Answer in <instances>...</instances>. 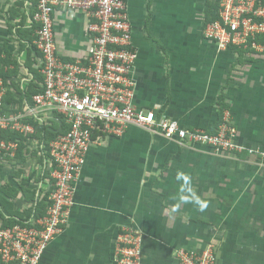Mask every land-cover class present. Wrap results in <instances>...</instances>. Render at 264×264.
Segmentation results:
<instances>
[{"label":"crops","instance_id":"obj_1","mask_svg":"<svg viewBox=\"0 0 264 264\" xmlns=\"http://www.w3.org/2000/svg\"><path fill=\"white\" fill-rule=\"evenodd\" d=\"M31 1L0 0V70L11 72L6 88L16 84V99L43 79ZM126 1L138 50V109L212 132L221 122L223 104L238 142L264 151V51L240 56L207 40L208 0ZM86 26L81 13L56 10L62 58L85 56ZM28 138L22 153L20 146L14 158L0 161V201H8L14 212L0 203V224L29 220L37 213L30 209L48 195L47 149L36 137ZM95 138L68 225L38 264H116V237L128 224L143 233L142 264H179V249L201 250L209 244L218 247L220 264H228L226 244L229 264H264L260 153L219 154L207 146H183L132 124L120 136Z\"/></svg>","mask_w":264,"mask_h":264},{"label":"built area","instance_id":"obj_2","mask_svg":"<svg viewBox=\"0 0 264 264\" xmlns=\"http://www.w3.org/2000/svg\"><path fill=\"white\" fill-rule=\"evenodd\" d=\"M218 1V17L205 23L204 37L219 49L264 51V0ZM31 6L43 79L31 102L25 99L21 108L10 106L18 110L0 112V161L16 156L22 136L28 140L36 134L34 122L62 119L68 130L48 144L44 166L51 181L44 214L10 226L0 224V264H38L48 245L66 229L95 136H120L132 124L183 146H207L219 154L247 150L264 156V151L238 142L228 110L210 132L187 128L154 110L138 109L134 103L138 50L126 0H32ZM58 9L86 18L90 43L83 58L65 60L59 54L54 30ZM6 86L0 75V108ZM11 133L17 136L12 138ZM142 244V231L128 224L116 237L115 263L142 264ZM176 256L179 264H220L213 244L201 250L181 248Z\"/></svg>","mask_w":264,"mask_h":264},{"label":"trees","instance_id":"obj_3","mask_svg":"<svg viewBox=\"0 0 264 264\" xmlns=\"http://www.w3.org/2000/svg\"><path fill=\"white\" fill-rule=\"evenodd\" d=\"M218 7H219V1L218 0H208L207 1V7H206V22L208 21H211V20H214L218 17ZM233 49H236L237 52L240 54V56L242 55V53L245 51V50H242V49H239V48H233ZM0 74L2 75L3 79H4V82L5 84L7 85L9 82H7V77L9 76V74H11V72H2L0 70ZM12 86L14 87H17L16 84H12ZM13 88H9L8 87V90L5 94V97H4V106L3 108H0V112H11V111H16L18 110V108H11L10 106L13 105L14 103H20V106L18 105L19 108H21V105L23 103V100L27 99L29 102H31V98H32V95L33 93L39 91L40 89V86L36 87V86H32L30 85L26 90L24 91H21V95L19 96V99H16L14 96H13V91H14ZM222 109V115H221V120H222V117H223V114H224V108L225 106H223V104H220ZM16 106V105H14ZM52 123V124H51ZM34 125L36 127V134H34V137H36L37 139H39V141L41 142L40 144H44V147L46 149H48V144H49V141L54 138L57 134L59 133H65L67 130H68V125L64 122V120H51V122H49V124L46 122V123H43V124H39L38 122H34ZM17 134L15 133H11L10 134V137H16ZM22 138L24 140L27 139V137H24L22 136ZM23 147H25V144L22 142L21 143V150H20V153H22V149ZM44 148V149H45ZM46 198L47 196H45L42 201L43 203L41 204V201H39L38 205H36L34 208L30 209V211L33 212V210L35 209V212H37L34 217H38V216H41L44 214L45 212V208H46ZM3 200V199H2ZM0 201L1 203V206L3 207V209H5V211L9 212V213H14L13 211H11V207L9 205H11L8 201L4 200V201ZM8 204V205H7ZM30 215V212L29 214ZM26 221V220H25ZM23 220H16V219H11V220H8V221H5L4 223H2V226H10V225H14L15 223H22V222H25Z\"/></svg>","mask_w":264,"mask_h":264},{"label":"rangeland","instance_id":"obj_4","mask_svg":"<svg viewBox=\"0 0 264 264\" xmlns=\"http://www.w3.org/2000/svg\"><path fill=\"white\" fill-rule=\"evenodd\" d=\"M250 51H244L243 53H242V55H246L247 53H249ZM229 243V242H228ZM226 244V243H225ZM226 247H228V248H226V250H225V254H224V256L226 257V261L228 262V264H229V245L227 246V244H226ZM219 249H220V244H219ZM214 250H216L218 253H219V250H218V247L217 246H215L214 245ZM228 251V252H227Z\"/></svg>","mask_w":264,"mask_h":264}]
</instances>
